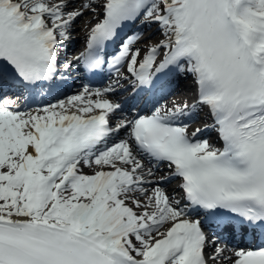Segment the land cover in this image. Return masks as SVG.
I'll return each instance as SVG.
<instances>
[{
	"label": "snow or ice",
	"instance_id": "6c2138e0",
	"mask_svg": "<svg viewBox=\"0 0 264 264\" xmlns=\"http://www.w3.org/2000/svg\"><path fill=\"white\" fill-rule=\"evenodd\" d=\"M0 264H264V0H0Z\"/></svg>",
	"mask_w": 264,
	"mask_h": 264
},
{
	"label": "bare ground",
	"instance_id": "6f19581e",
	"mask_svg": "<svg viewBox=\"0 0 264 264\" xmlns=\"http://www.w3.org/2000/svg\"><path fill=\"white\" fill-rule=\"evenodd\" d=\"M88 18H89V17H85V20H87ZM83 26H84V22H83V24L81 25V28H83ZM81 28H80V26H78V28H77V31H78V32H75V33H76V34L79 33V35L82 34V33H84L83 31L80 30ZM78 37H79V36H78ZM78 37H77V38H78ZM156 37H159V36H156ZM154 39H155V38H154ZM170 87H173V86H170ZM177 96H178V94H177ZM177 96H176L175 98H177ZM172 184H173V183H172ZM170 185H171V184H170ZM170 185H168L169 191H171V189L174 188L173 186H170ZM173 195H175V193H173Z\"/></svg>",
	"mask_w": 264,
	"mask_h": 264
},
{
	"label": "rangeland",
	"instance_id": "374dc122",
	"mask_svg": "<svg viewBox=\"0 0 264 264\" xmlns=\"http://www.w3.org/2000/svg\"><path fill=\"white\" fill-rule=\"evenodd\" d=\"M158 39H160V37H155V39H154V40H158Z\"/></svg>",
	"mask_w": 264,
	"mask_h": 264
}]
</instances>
